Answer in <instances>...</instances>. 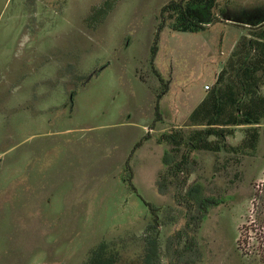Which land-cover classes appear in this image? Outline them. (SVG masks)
I'll use <instances>...</instances> for the list:
<instances>
[{
  "label": "rangeland",
  "instance_id": "obj_1",
  "mask_svg": "<svg viewBox=\"0 0 264 264\" xmlns=\"http://www.w3.org/2000/svg\"><path fill=\"white\" fill-rule=\"evenodd\" d=\"M178 1L0 0V264H84L110 242L143 264L154 239L151 264H261L264 119L238 153L246 126L220 152L161 135L199 129L190 114L235 73L264 0H216L196 32L172 28ZM195 185L200 209L183 200Z\"/></svg>",
  "mask_w": 264,
  "mask_h": 264
},
{
  "label": "trees",
  "instance_id": "obj_2",
  "mask_svg": "<svg viewBox=\"0 0 264 264\" xmlns=\"http://www.w3.org/2000/svg\"><path fill=\"white\" fill-rule=\"evenodd\" d=\"M215 6L216 0H180L171 2L166 9L170 13L168 14L169 19L174 16L171 25L173 29L196 32L215 21L212 13ZM259 22L257 23L260 24ZM260 26L263 27L260 28ZM260 26L257 27V31L250 34L253 35V39H248L246 43L242 42L241 49L243 48L244 52L240 54L236 51V60L238 61L236 66L229 63V68H234L235 73L226 75L227 70H223L218 76L216 85L190 114L188 118L190 124L199 127V129L192 130L186 136H180L177 133L161 135V142L169 141L178 146L184 145L188 151L220 152L224 139L227 135L232 134V129L246 126L249 132L248 136L242 144L233 147L232 150L238 153L245 149H255L258 139V127L255 126L264 119V96L259 94V87L264 84V23ZM210 137H215L217 140L213 143L209 140ZM162 162L165 166L170 165L166 154ZM187 162L188 156L182 155L181 160L176 162L172 169H168L169 176L174 179V175L178 173L176 171H182L181 169L186 166ZM185 170L188 172V169L185 168ZM167 177H164L165 181ZM200 190L201 187L195 185L185 193L183 200L188 202L194 199L195 202H198L200 209L201 204L205 201L198 199ZM262 215L264 219V214ZM197 219L196 217L192 218L191 225L194 228L197 225ZM261 220L260 218L258 222L264 228V220ZM110 243H100L84 264H118L121 261L124 247L121 246L120 249L114 243ZM259 245L262 249L259 247L260 254L256 256L259 258L258 262L264 264V243L259 242ZM145 246H141L145 249V253L140 254L136 260H141L143 264H151L152 258L156 254L155 239L147 241V247L145 248Z\"/></svg>",
  "mask_w": 264,
  "mask_h": 264
},
{
  "label": "built area",
  "instance_id": "obj_3",
  "mask_svg": "<svg viewBox=\"0 0 264 264\" xmlns=\"http://www.w3.org/2000/svg\"><path fill=\"white\" fill-rule=\"evenodd\" d=\"M205 89H208V86H205Z\"/></svg>",
  "mask_w": 264,
  "mask_h": 264
}]
</instances>
